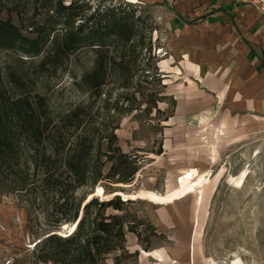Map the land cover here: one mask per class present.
Here are the masks:
<instances>
[{
	"label": "rangeland",
	"instance_id": "374dc122",
	"mask_svg": "<svg viewBox=\"0 0 264 264\" xmlns=\"http://www.w3.org/2000/svg\"><path fill=\"white\" fill-rule=\"evenodd\" d=\"M171 1L0 0V101L34 124L0 159V264H264V122L207 93L184 123Z\"/></svg>",
	"mask_w": 264,
	"mask_h": 264
},
{
	"label": "crops",
	"instance_id": "0c3cea01",
	"mask_svg": "<svg viewBox=\"0 0 264 264\" xmlns=\"http://www.w3.org/2000/svg\"><path fill=\"white\" fill-rule=\"evenodd\" d=\"M174 5L168 23L170 61L199 93L196 98L180 100L179 115L184 123L199 116L202 119L217 106L225 117L261 125L264 17L254 7H236L233 0H176ZM207 93L216 105L210 109Z\"/></svg>",
	"mask_w": 264,
	"mask_h": 264
},
{
	"label": "trees",
	"instance_id": "16d2710c",
	"mask_svg": "<svg viewBox=\"0 0 264 264\" xmlns=\"http://www.w3.org/2000/svg\"><path fill=\"white\" fill-rule=\"evenodd\" d=\"M7 43L4 35L0 33V52L7 50ZM106 67L104 61H98L95 69L85 77V81L93 89H99L105 84ZM18 124H21L20 128ZM33 120L30 114L26 111V107L22 103L14 102L9 106L0 101V159L5 162H12L16 158L17 151V137L20 131H31L33 129ZM28 126L29 129L26 128ZM61 239L58 236H51L48 238V243L52 244H66L67 247H76L78 245L77 239L69 238L60 243ZM62 242V241H61ZM45 254L41 259H47Z\"/></svg>",
	"mask_w": 264,
	"mask_h": 264
},
{
	"label": "built area",
	"instance_id": "2783aa9c",
	"mask_svg": "<svg viewBox=\"0 0 264 264\" xmlns=\"http://www.w3.org/2000/svg\"><path fill=\"white\" fill-rule=\"evenodd\" d=\"M238 3L244 6L256 7L260 14H264V7H260V2L264 5V0H237Z\"/></svg>",
	"mask_w": 264,
	"mask_h": 264
}]
</instances>
